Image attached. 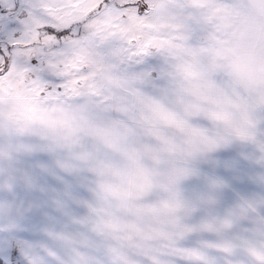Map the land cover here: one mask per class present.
I'll return each instance as SVG.
<instances>
[{
  "label": "clouds",
  "instance_id": "9594fccd",
  "mask_svg": "<svg viewBox=\"0 0 264 264\" xmlns=\"http://www.w3.org/2000/svg\"><path fill=\"white\" fill-rule=\"evenodd\" d=\"M139 2L68 45L72 87L0 77V239L25 264H264V0Z\"/></svg>",
  "mask_w": 264,
  "mask_h": 264
},
{
  "label": "snow or ice",
  "instance_id": "6c2138e0",
  "mask_svg": "<svg viewBox=\"0 0 264 264\" xmlns=\"http://www.w3.org/2000/svg\"><path fill=\"white\" fill-rule=\"evenodd\" d=\"M39 6V0H0V77L27 73L43 79L58 91L72 87L60 60L68 45L83 33L85 25L94 20L98 25L121 18L133 21L147 12V5L139 0H87L75 16L58 14L52 7L47 14H41ZM242 196L241 191L233 190V199ZM221 227H231V222L225 220ZM199 228L220 230L211 222H204ZM205 246L232 251V242L227 239L205 242ZM17 248L21 249L20 243H13L10 253L3 252L7 259L0 258V264H25ZM253 254L264 262V253L253 250ZM190 255L202 259L195 250ZM38 259L34 258L32 264H38Z\"/></svg>",
  "mask_w": 264,
  "mask_h": 264
},
{
  "label": "crops",
  "instance_id": "0c3cea01",
  "mask_svg": "<svg viewBox=\"0 0 264 264\" xmlns=\"http://www.w3.org/2000/svg\"><path fill=\"white\" fill-rule=\"evenodd\" d=\"M12 242L11 241H5L3 239H0V258L7 259V257L3 256L2 253L7 251L10 253L12 249Z\"/></svg>",
  "mask_w": 264,
  "mask_h": 264
},
{
  "label": "rangeland",
  "instance_id": "374dc122",
  "mask_svg": "<svg viewBox=\"0 0 264 264\" xmlns=\"http://www.w3.org/2000/svg\"><path fill=\"white\" fill-rule=\"evenodd\" d=\"M239 191H241L243 194H251V192L253 191L250 187L247 186H241L240 188H238ZM17 252H21V249L17 248L16 249Z\"/></svg>",
  "mask_w": 264,
  "mask_h": 264
}]
</instances>
